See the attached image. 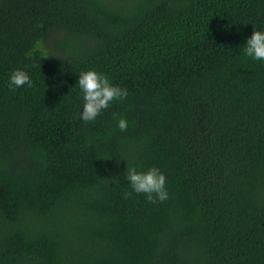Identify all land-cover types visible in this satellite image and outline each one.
<instances>
[{
	"label": "trees",
	"instance_id": "16d2710c",
	"mask_svg": "<svg viewBox=\"0 0 264 264\" xmlns=\"http://www.w3.org/2000/svg\"><path fill=\"white\" fill-rule=\"evenodd\" d=\"M252 25L264 0H0V264H264ZM17 67L32 84L11 90ZM88 68L128 90L92 122ZM127 163L158 166L169 199L135 193Z\"/></svg>",
	"mask_w": 264,
	"mask_h": 264
},
{
	"label": "clouds",
	"instance_id": "9594fccd",
	"mask_svg": "<svg viewBox=\"0 0 264 264\" xmlns=\"http://www.w3.org/2000/svg\"><path fill=\"white\" fill-rule=\"evenodd\" d=\"M252 26L251 35L244 38L243 54L254 61H264V25ZM31 84L32 80L26 69L17 67L10 72L9 89L15 90L25 85L31 86ZM76 85L82 96L78 116L84 122L95 121L114 101H122L128 96L126 87L113 83L107 74L93 68L79 71ZM112 115L116 120V127L121 131L126 130L128 120L118 113ZM124 175L131 189L135 193L145 194L150 202H163L169 199L166 176L158 166L142 169L127 163ZM129 194L126 193V195Z\"/></svg>",
	"mask_w": 264,
	"mask_h": 264
},
{
	"label": "rangeland",
	"instance_id": "374dc122",
	"mask_svg": "<svg viewBox=\"0 0 264 264\" xmlns=\"http://www.w3.org/2000/svg\"><path fill=\"white\" fill-rule=\"evenodd\" d=\"M64 35H66L65 30L60 29L48 36L44 41V45L47 50H49V52L51 53H60L61 50L57 46V40L63 37Z\"/></svg>",
	"mask_w": 264,
	"mask_h": 264
}]
</instances>
